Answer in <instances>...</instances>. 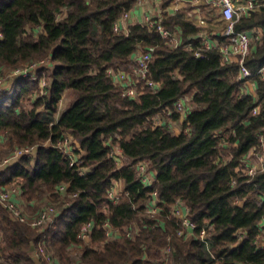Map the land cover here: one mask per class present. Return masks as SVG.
Returning <instances> with one entry per match:
<instances>
[{
  "label": "trees",
  "instance_id": "1",
  "mask_svg": "<svg viewBox=\"0 0 264 264\" xmlns=\"http://www.w3.org/2000/svg\"><path fill=\"white\" fill-rule=\"evenodd\" d=\"M139 1L0 0V68L46 57L55 65L45 88L40 79L22 78L12 96L0 91V138L8 135L19 147L38 145L35 161L21 156L0 172V186L18 182L24 200L46 194L59 208L56 221L40 231L0 204V254L9 264H52L31 252L43 240L58 264H74L77 257L83 264H264L258 242L264 170H244L264 132V80L258 74L264 66V7L235 24L238 31H263L246 58L257 86L252 95L243 92L239 64L225 63L220 48L206 45L198 20L185 10L170 12L175 0H161L162 13L153 18L181 36L180 45L157 26L132 23L116 32L115 23ZM216 14L208 16V25L224 43L227 23ZM138 50L152 52L149 77L160 87L141 88L133 99L109 70H132ZM66 93L72 98L64 105ZM180 99L190 103L184 121L175 107ZM168 108V120H182L180 133L168 122L156 123ZM66 135L83 155L81 165H72L57 146ZM117 144L122 153L115 157ZM141 161L156 172L152 185L138 174ZM117 180L124 181L125 193L116 202L110 190ZM61 184L78 195H61ZM155 197L160 210L149 213L147 203ZM179 201L190 209L191 230L173 213ZM88 223L91 243L79 236ZM108 223L120 230L115 240L107 237ZM132 226L137 232L127 236L125 228Z\"/></svg>",
  "mask_w": 264,
  "mask_h": 264
},
{
  "label": "built area",
  "instance_id": "2",
  "mask_svg": "<svg viewBox=\"0 0 264 264\" xmlns=\"http://www.w3.org/2000/svg\"><path fill=\"white\" fill-rule=\"evenodd\" d=\"M140 3L142 0L139 1ZM195 3L205 4L204 8H199L196 10V19L198 20L200 26L202 27L205 23H207V12L208 7H214L219 9L222 17L226 21V29L224 34L228 37V40L224 43H220L217 45L220 48L222 53V59L225 63L237 62L239 64V80L244 83L252 80L253 72L246 65V58L251 54L253 43L259 41L262 38L263 31L259 28H255L251 31H238L236 30L235 24L237 21L244 15H250L256 9L264 7V0H194ZM126 12L116 23H115V31L122 32L128 31V26L126 21L130 19L132 16V12ZM204 12L206 19L201 15ZM141 24L149 25V26H157L160 31L163 33L164 37L169 39V41L175 45H180L181 43L177 41L178 34L171 35L168 30H166L160 22H156L152 15L147 14L141 16L139 19ZM208 47H214L209 42H207ZM216 47V46H215ZM152 57V52L148 51H140L133 57V66L132 70H116L111 68L109 70V74L114 80L117 86H123L125 92L128 96L133 99H139L142 91L141 88L151 87L154 90H157L160 87V83L149 77V62ZM55 65L53 64L50 57H46L42 60H36L23 65L21 64L19 67L14 69H1L0 68V90L5 94L6 97L12 96L16 91L17 83L22 78H32V79H40V86L45 88V86L49 85L50 75L53 73ZM9 71L10 77L4 76L2 73ZM258 74L264 80V66L260 68ZM40 75H42L40 77ZM256 83V82H255ZM245 93V92H244ZM247 94V93H245ZM176 109L180 111L182 114L186 116L188 105L184 99H180L176 105ZM173 110L167 109L165 110V114L161 115L157 120V124H163V120L166 119V116L172 115ZM257 113V108L254 110ZM218 135H223V133H218ZM260 146L259 151L254 152L257 159L260 162V166L251 165L246 158L244 160L245 171L254 175L259 170H264V132L259 135ZM50 141H46L45 144L49 145ZM58 147H60L70 158L71 164H79L83 163V155L77 154L75 152V147L73 145V138L70 135L64 136V139L59 140ZM38 149V145L19 147L14 146L11 149V153L2 158L0 160V172L3 171L9 164L13 163L15 159L20 158L21 156H29L34 160L36 158V151ZM251 153V152H250ZM117 150L114 148L111 150V155H117ZM248 157V156H247ZM147 161H141L138 164L137 170L138 174L142 177L143 181L148 185H152L155 181L148 170ZM81 173L84 175L87 173V170L84 168H80ZM68 184H61L57 191L61 193V195L75 197L78 194L72 193L68 191ZM125 193V188H121L116 181L114 183L113 188L110 190V195L114 201H118L121 195ZM157 196V192H155ZM24 197H23V189L21 185L18 183H13L10 185L2 186L0 188V202L11 211V217L16 220H20L26 223L31 224L34 227H38L40 231L46 230L47 226L53 224L58 215L59 208L54 203H47L43 206L36 214H30L24 207ZM67 202L66 204H68ZM159 208V207H158ZM189 207L182 201H179L173 207V213L180 218H183V225L188 230L193 229L195 227L194 223L189 218ZM35 215V216H34ZM107 237L109 240H115L120 234V230L114 228L110 223L107 224ZM93 225L92 223H88L84 226L81 234L79 235L84 241L91 243V231ZM126 229L127 236H133L137 232V228L132 226ZM184 233V232H183ZM182 234V231L179 232ZM206 235V231L202 230L200 237L204 238ZM191 233L187 234V237H190ZM0 245V249H1ZM36 256L37 260L40 261L42 258H48L50 263L58 264V259L55 257L54 251L48 246L46 241H42L38 247H36ZM10 259L5 257L3 254H0V264H9Z\"/></svg>",
  "mask_w": 264,
  "mask_h": 264
},
{
  "label": "crops",
  "instance_id": "3",
  "mask_svg": "<svg viewBox=\"0 0 264 264\" xmlns=\"http://www.w3.org/2000/svg\"><path fill=\"white\" fill-rule=\"evenodd\" d=\"M205 6H206L205 4L195 3L194 0H175L169 6V10H170V12H176L178 10H185L189 14H192L194 17H196L197 15H196L195 11L198 10L199 8H204ZM131 13L134 15V19L133 20H136L137 19L136 17L140 18L141 16L147 15V14H150L152 16L161 15V13H162L161 0H142L141 3L139 2V3H137L135 5V7L133 8V11ZM204 14H205L204 12L201 13V15L206 19ZM66 16H67V10L65 9L63 11V13L59 16V18L63 19ZM209 23H210L209 22V18L207 17V23H205L202 26L203 29H204L203 35H204L206 41H208L211 45L217 47V45L220 44V43H219L218 39L215 38V35L219 34V31H217V30L211 31L210 30L211 27L208 25ZM212 25H215V23H212ZM177 41L181 42L182 41V37L178 36L177 37ZM140 51L141 50H138L132 57H134ZM256 91H257V86H256L255 81L249 80V81H247V82H245L243 84V92H245L247 94L256 95ZM189 104L190 103L187 100L188 107H189ZM182 117H183V121H184L185 115L182 114ZM168 119L166 118L165 120H163V123L168 122L170 127H171V129L173 131H176V133H180L182 131V124H181L182 120H180V121H172V120H168ZM50 143L51 142H49L48 144H50ZM12 147H14V146H12ZM115 149L117 150V153L119 155H120V153H122V149H121V147L118 144L115 146ZM36 153H37V151H36ZM247 156L248 157H246V158H248V160L250 161L249 163L251 165L260 166V162H259V160L257 159V157H256V155L254 153L251 152ZM16 160L17 159H15L13 161V163ZM149 173L151 174L153 179H156V172L154 170H152L151 167L149 169ZM117 182H118V184H119V186L121 188H125V184H121L120 181H118V180L116 181V184H117ZM14 183L18 184V182H14ZM159 203H160V198L159 197H155L154 201L148 202L147 205H149L150 207H152L154 205H157L156 207H158ZM261 225H262V228H261V233H260L258 242H259V244H261L264 247V220L262 221Z\"/></svg>",
  "mask_w": 264,
  "mask_h": 264
},
{
  "label": "rangeland",
  "instance_id": "4",
  "mask_svg": "<svg viewBox=\"0 0 264 264\" xmlns=\"http://www.w3.org/2000/svg\"><path fill=\"white\" fill-rule=\"evenodd\" d=\"M216 11L219 13V9H216V8H214V7H208V12H207V17L209 16V17H212V16H215V15H217L216 14ZM192 15V14H191ZM132 17L130 18V19H128L127 21H126V24H127V26H129L130 24H132V23H140V18H138V17H136L137 19L136 20H133L134 19V15L132 14L131 15ZM204 39H205V37H204ZM207 42L208 41H206L205 40V43H206V45H207ZM180 43H182V41L180 42ZM215 47V46H214ZM24 64H26V63H24ZM23 65V64H22ZM4 76H8V77H10L11 75L9 74V71H6V72H3L2 73ZM1 92L3 91V90H0ZM31 97V95L29 96V98ZM36 97H38V95L36 94ZM27 99L26 101H25V105H27L28 107H29V105H31L30 103H31V99ZM70 98V93H66L65 94V96H64V101H63V104L65 105V103H67V102H69V101H71V98ZM161 115H159L157 118H155L156 120L160 117ZM186 117V116H185ZM184 117V118H185ZM12 146H17V145H14V144H12V142L9 140V137H8V135L6 136V135H3L1 138H0V160L2 159V158H4V157H6V156H8L12 151H11V149L13 148ZM150 167H151V165H150V163L148 164V170L150 169ZM120 183L121 184H124V181L123 180H120ZM0 188H2V186H0ZM25 202V204H24V207H25V209L27 210V212H29L30 214H35V213H37L43 206H45L47 203H49V198H48V196L46 195V194H43V195H41L39 198H37V199H34L33 201H27V200H25L24 201ZM161 202V201H160ZM0 204L1 205H3L1 202H0ZM157 205H154V206H152V207H150L149 205H147V212H149V213H151V212H158L160 209L158 208V207H156ZM3 207L4 208H6L4 205H3ZM11 212V211H10ZM29 224V223H28ZM31 224H29V226H30ZM31 227H34V226H32L31 225ZM38 228V227H37ZM4 242H5V240H4V233H3V231L1 230V228H0V243L3 245L4 244ZM36 246L35 247H33V250L31 251L32 252V254H33V256L35 257L36 256ZM76 253V252H75ZM163 260V259H162ZM38 261V260H37ZM53 264V263H52ZM74 264H83L82 262H81V260H80V258L79 257H77V259H76V261H75V263ZM124 264H128V263H124ZM167 264H170V263H167Z\"/></svg>",
  "mask_w": 264,
  "mask_h": 264
}]
</instances>
